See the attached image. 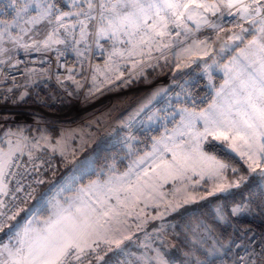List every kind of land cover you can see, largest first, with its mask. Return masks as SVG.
<instances>
[{
    "label": "rangeland",
    "instance_id": "374dc122",
    "mask_svg": "<svg viewBox=\"0 0 264 264\" xmlns=\"http://www.w3.org/2000/svg\"><path fill=\"white\" fill-rule=\"evenodd\" d=\"M115 2L111 0V3ZM244 2L251 4L249 0ZM93 3L95 8L90 13L91 18L86 19L83 13L89 9L83 7L87 4L85 0H64V5L56 0H15V3L0 0V62L11 58L9 48L16 42L30 35L42 37L53 30L45 45L66 48L75 69L72 79L63 85L66 92L54 88L47 94L45 100L50 108L41 113L47 120L32 127L30 133H33L29 136L31 142L51 152L57 163V158L62 161L65 176L60 181L54 179L56 182L45 190L32 212L11 223L14 241L6 246L13 250L20 246L18 241L23 238L29 221L34 229L44 227V222L52 216V205L58 203L67 210L64 216L87 218L91 225L80 251L107 244L131 251L142 261L168 264V255L178 245L172 240L176 229L170 219L181 212L184 215L182 210L186 206L204 205L219 195L227 196L246 182L238 169L228 167L205 152L208 141L223 146L244 163L250 174L264 177V153H261L257 140L237 133L227 124L221 127L220 133H226L228 140H216L210 126L205 133L204 117L212 103L196 112L175 107L167 98L172 82L194 65L201 63L202 75L212 88L215 76L234 77L244 65L258 59L245 56L249 42L255 38L253 26L241 19L239 26L232 31H215L214 35L217 33L222 39L220 43L218 37H214L216 53L198 59L189 57L188 51L183 49L189 42L203 36L192 33L196 28L201 30L200 24L197 26L193 20L186 21L176 37L169 35L168 28L162 35L151 29L133 33L131 28L115 34L113 30L100 34L102 26L107 28V20L101 22V0H93ZM25 6L27 11H20ZM233 10L237 9L221 6L215 16ZM208 14L214 16L211 11L204 13ZM105 15L111 14L105 12ZM261 15H264V9ZM226 41L232 45L227 46ZM228 54L232 56L224 64L222 60L227 59ZM159 65L163 69L161 75L149 79L148 71ZM173 70H176V77L171 79L166 74ZM233 84L225 91V111ZM215 95L218 96L216 90ZM144 99H149V107L128 121V114ZM57 101L60 105H56ZM53 123L54 126L48 127ZM112 123L117 128L111 136L121 134L114 139L122 144L120 159L126 158V165L120 169L112 162L97 171L92 170L93 155L110 137L102 139L101 134L112 127ZM26 131L25 126L11 123L0 129V188L4 170L21 149L9 135ZM145 131L148 132V144L141 146L135 138ZM58 170L59 165L55 174ZM93 172L98 178L88 180L87 175ZM257 172L263 173L257 175ZM2 191L3 184L0 194ZM229 209L233 217H250L248 204H236ZM216 211L218 220L225 222L224 216L220 218V208ZM56 218L52 216L53 220ZM60 227H70L69 220L62 221ZM198 232L199 227L194 228L191 237L195 244L191 241L192 247H199ZM249 237L256 239L254 247L259 250L251 264H264V237L252 232L243 240ZM202 241L215 245L210 238L200 239L203 251L208 252V247ZM230 244L231 241L221 249L224 255L220 258L225 256ZM0 252L3 253L0 255L2 260L10 259L5 246Z\"/></svg>",
    "mask_w": 264,
    "mask_h": 264
},
{
    "label": "built area",
    "instance_id": "2783aa9c",
    "mask_svg": "<svg viewBox=\"0 0 264 264\" xmlns=\"http://www.w3.org/2000/svg\"><path fill=\"white\" fill-rule=\"evenodd\" d=\"M249 1L252 4V0ZM261 3H264V0H261ZM230 12L233 15L227 12L209 21V24L200 23L201 30L196 28L192 33L203 36L189 42L183 48L188 51L186 54L189 57L205 59L215 54L217 46L214 32L219 29L234 30L241 23L237 10ZM181 27L170 25L169 35L178 36ZM52 32L53 30L42 37L30 35L25 40L16 42L9 48L11 58L6 62H0V129L10 123L25 126L27 129L26 132L9 135L21 149L12 158L4 177L3 191L0 194V233L23 205L35 202L42 185L58 169L56 157L29 140L30 129L44 124L42 121L47 120L41 114L50 108L45 100L47 94L54 88L63 93V90L65 91L63 85L75 74L66 48L45 45ZM166 75L174 79L176 70L168 71ZM56 105H60V102L57 101ZM54 125L49 124L48 127ZM114 130L113 127H109L101 134V138H108ZM262 173L257 172V175ZM13 241L14 235L11 233L0 237V250ZM255 242L256 239L251 237L233 242L231 264H248L256 257L259 250L254 247ZM73 253L66 259L65 264H155L153 261L140 260L131 251L107 244L98 245L86 252L73 249ZM223 261L221 258L202 264H223ZM168 264L181 262L172 257Z\"/></svg>",
    "mask_w": 264,
    "mask_h": 264
},
{
    "label": "snow or ice",
    "instance_id": "6c2138e0",
    "mask_svg": "<svg viewBox=\"0 0 264 264\" xmlns=\"http://www.w3.org/2000/svg\"><path fill=\"white\" fill-rule=\"evenodd\" d=\"M85 3L89 11L83 14L86 19H90L95 4L93 0H85ZM221 6L227 9L235 7L240 18L253 26L255 38L249 42V51L254 57L258 56V59L244 65L235 76L227 110L209 111L205 115V133L209 131L208 126L222 127L227 124L237 133L257 140L261 153H264V15H261L264 3L261 0H252V4L245 3L244 0H116L115 3L101 0L99 15L102 23L107 20V28L102 26L100 34L108 30H113L115 34L121 29L131 28L133 33L151 29L162 35L169 24L180 27L188 20H193L198 25L209 24L204 13L211 11L215 15ZM20 11L26 12L27 6ZM105 12L111 15L106 16ZM17 15L19 16V12ZM229 15L233 13L229 12ZM81 24L84 22L81 21ZM216 138L229 139L223 133H218ZM66 211L58 203L53 204L52 216L57 218L53 220L49 216L44 227L39 229L32 228V221H29L23 238L18 241L20 246L15 250L5 246L10 259L0 260V264H65L66 259L74 254L73 249L80 250L91 227L87 218L66 217L63 215ZM64 220H69L70 227H60ZM0 255L3 253L0 252Z\"/></svg>",
    "mask_w": 264,
    "mask_h": 264
},
{
    "label": "trees",
    "instance_id": "16d2710c",
    "mask_svg": "<svg viewBox=\"0 0 264 264\" xmlns=\"http://www.w3.org/2000/svg\"><path fill=\"white\" fill-rule=\"evenodd\" d=\"M56 1L64 5V0ZM83 7H88V5L86 4ZM162 70L160 65L149 70L148 78L156 79L161 75ZM220 82L221 77L215 76L214 86L210 88L208 86L209 80L202 75V67L201 63H199L172 82L167 98L175 107H186L200 112L213 102L214 91ZM56 133L57 131H55ZM146 134H148L146 131L138 133V137L135 138L141 146H143V143L145 146L148 144L149 139L147 140L148 136ZM120 136V133L110 136L104 142V145L96 150L91 161L92 170L97 171L112 162L120 169L126 165V158L120 159V156L123 154L121 150L122 144L116 143L117 139H114ZM204 149L207 154L215 156L228 167L238 169V172L245 177L246 182L242 187L228 193L227 196L219 195L204 205L186 206L182 210L184 211V215L181 212L180 215L170 219V221L174 222L176 229L175 236H173L175 239L172 238V240L176 244L178 243V245L172 249L168 258L175 257L181 264H202L217 261L224 255L221 249L226 247L228 242L231 241V244L229 249L225 250L227 251L225 256L231 252V246L235 240L244 239L252 232H256L264 237V177L257 178L250 174L243 162L213 140L208 141ZM57 159L59 170L57 174L47 178L44 186H42V193L50 187L52 182H56L54 179L60 181L65 176L62 161L59 158ZM96 178L98 177L95 172L87 175L88 180H95ZM236 204H248L250 217H233L229 208ZM216 208H220V218L223 219L224 216L225 222L218 220L219 215ZM196 227H199V235L196 233V237L199 239L197 240L199 241V247L194 245L192 247L194 239H192L191 235ZM7 234H9L8 231L4 229L0 233V237ZM204 236L205 239H203ZM207 238L215 242V245L211 246L210 242L202 241L206 243L208 252L200 249V239L206 240ZM251 263L250 260L249 264Z\"/></svg>",
    "mask_w": 264,
    "mask_h": 264
},
{
    "label": "crops",
    "instance_id": "0c3cea01",
    "mask_svg": "<svg viewBox=\"0 0 264 264\" xmlns=\"http://www.w3.org/2000/svg\"><path fill=\"white\" fill-rule=\"evenodd\" d=\"M218 15H214V16H211V15H207V17H209V18H215V17H217ZM257 19H258V17H257ZM226 30V29H225ZM229 30V29H228ZM230 31H232V30H230ZM217 37H218V41L221 43V40H220V37L219 36H217V33L215 34V38L217 39ZM226 45L227 46H229V45H232V43H229V41H226ZM218 51V50H217ZM253 51H254V49H253ZM247 53V52H246ZM232 55H230L229 56V54L228 55H226V58L227 59H224V60H222L223 61V63L224 64H226V62L230 59V57H231ZM245 56H247V57H251V58H257L258 56H256V57H254L252 54H251V52L250 51H248V53L247 54H245ZM133 58H135V57H133ZM71 61V60H70ZM71 64H72V61H71ZM228 73L229 72H232V71H227ZM238 74V73H237ZM220 76V75H219ZM221 77V82H220V84L217 86V89H216V93L218 94V96H214V100H213V102H212V104L208 107V111H225L224 110V107L226 106V102H225V91H226V89L229 87V86H231L233 83H234V78H235V76L233 77L232 75H222V76H220ZM233 77V78H232ZM147 100V101H146ZM147 103V107L146 108H148L149 107V99H144V100H142L140 103L138 102V104H144V103ZM145 108V109H146ZM136 117V116H135ZM134 117V118H135ZM133 118V119H134ZM132 119V120H133ZM128 120V119H127ZM128 121H130V119L128 120ZM112 127L114 128V129H116L117 128V125L115 124V123H112ZM209 127V126H208ZM220 130H221V127H218V126H216V125H212V126H210V131H211V133L212 134H214L213 136L214 137H216L217 136V134L218 133H220ZM223 135H226V133H223ZM216 140H220V139H217L216 138ZM9 166V165H8ZM8 168V167H7ZM7 168L4 170V172H3V177H2V181H1V188H0V191L2 190V184H3V178H4V175H5V172H6V170H7ZM44 194V191H43V193L41 192V194L38 196V198L35 200V202L34 203H32V204H30V205H24L21 209H20V211H19V213L17 214V215H15L11 220H10V222L8 223V225L6 226V228H5V230H7L8 231V233H12V234H14L15 235V233L13 232V228H12V226H11V223H13L14 221H17L23 214H27V213H29L32 209H33V207L36 205V203H38V201L42 198V195ZM32 212V211H31ZM230 254H231V252H230ZM223 259H224V261H223V264H231V262H232V260H233V257H232V255H227V256H224L223 257Z\"/></svg>",
    "mask_w": 264,
    "mask_h": 264
},
{
    "label": "bare ground",
    "instance_id": "6f19581e",
    "mask_svg": "<svg viewBox=\"0 0 264 264\" xmlns=\"http://www.w3.org/2000/svg\"><path fill=\"white\" fill-rule=\"evenodd\" d=\"M147 106H148L147 103L139 104L136 108H134L132 110V112L130 114H128V116L126 118L131 120L132 118H134L135 116H137L141 111H144V109Z\"/></svg>",
    "mask_w": 264,
    "mask_h": 264
},
{
    "label": "water",
    "instance_id": "95a60500",
    "mask_svg": "<svg viewBox=\"0 0 264 264\" xmlns=\"http://www.w3.org/2000/svg\"><path fill=\"white\" fill-rule=\"evenodd\" d=\"M129 120V119H128Z\"/></svg>",
    "mask_w": 264,
    "mask_h": 264
}]
</instances>
